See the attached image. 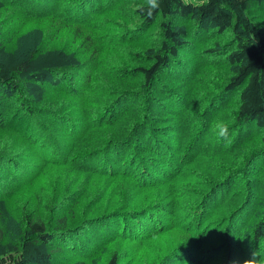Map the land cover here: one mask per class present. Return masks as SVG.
<instances>
[{
  "label": "trees",
  "instance_id": "obj_1",
  "mask_svg": "<svg viewBox=\"0 0 264 264\" xmlns=\"http://www.w3.org/2000/svg\"><path fill=\"white\" fill-rule=\"evenodd\" d=\"M201 57L224 70L190 86ZM44 87L85 95L54 100L80 115L56 114ZM37 119L67 130L13 143V128ZM184 165L189 205L168 222L170 192L139 204L125 193L107 214L76 185L90 176L151 196L185 178ZM13 181L21 193L38 184L34 206ZM17 203L2 264H88L93 230L107 224L150 255L144 264H264V0H0V220ZM124 253L102 246L91 263Z\"/></svg>",
  "mask_w": 264,
  "mask_h": 264
},
{
  "label": "rangeland",
  "instance_id": "obj_2",
  "mask_svg": "<svg viewBox=\"0 0 264 264\" xmlns=\"http://www.w3.org/2000/svg\"><path fill=\"white\" fill-rule=\"evenodd\" d=\"M186 2H193V3H198V0H184ZM223 64L219 61H216L214 59H210V58H199V59H193L190 62V71L192 72L193 77L188 78V81L190 82V86L196 85L199 81L196 79H193L194 76L196 75H200L202 74L203 71L207 70V69H219V70H224ZM83 71V70H82ZM75 74H83V73H75ZM73 79V78H72ZM73 83H70V85H75L77 83V81L75 79H73ZM176 83H181L182 80L177 78L175 80ZM201 83V82H200ZM52 86V85H51ZM55 88L51 89L48 87H44V89L39 93V95L42 94L41 99L51 105L53 108H55L56 114H58L60 117L64 116H78L80 115L78 112L73 111V107L69 106V105H65V107L63 108H68L65 113V111H63V108L58 109L56 108L57 104L54 102L55 98H69L72 100H81L84 96L79 97V92H77L76 90L66 93L65 96L63 95H59L57 93L54 92ZM62 122L57 123V125H55L53 123V120H46V119H37V120H32L30 123H25V125H21L18 126L17 128H13L12 131V138L15 142L13 143H22L23 141H31L34 140V137L39 136L41 138V136L46 135L49 142L51 139H56V137H58L59 133L61 131H66L67 129L64 128L63 126H59ZM62 128V129H60ZM41 130H45V133H41ZM67 138H65L66 141ZM64 141V142H65ZM40 143L39 141H37V144ZM77 145V144H76ZM31 150V149H30ZM32 151V150H31ZM33 152V151H32ZM34 153V152H33ZM35 154V153H34ZM187 165H184V173H185V178L183 179H179L175 186H170L169 183H172L173 180L171 181H164L161 182L159 185L162 186L161 189H156L155 187L151 188V196L150 195H146L142 189L143 192H139V191H133L134 195L132 194V189L130 191L129 190V185L127 184H123V183H119V182H115V183H111V182H107L104 180H101L99 178H94V177H80L81 179H79V181L76 183V185L80 186L81 189H84L87 187V189H89L92 192V198H93V202H97V207H103L104 211H106L107 214H112L111 208L113 210V208H116L119 203H120V196L125 194V193H129L131 194V197L134 198L131 201L133 203L139 204L140 203H144L143 200H146V202L150 199H154V203L155 200L157 201H161L159 200L158 197H161L163 200H165V197H167V193L170 192L168 198L166 199V203L167 205L170 207V210L172 212V216H167V222L171 221V219H173L174 214H182L185 213V209L186 207L189 205L186 203L185 200V196H184V192H185V187H186V183L188 180H190V177L192 175V171L191 168H187ZM64 168V167H63ZM49 174V173H47ZM51 176V179L54 182H58L60 179V177L56 176V177H52L51 174H49ZM49 175H45L43 176V179L38 183V184H42L45 179L49 178ZM15 182V191L12 194H19L18 196L21 197L22 202L25 198V196H27V201L24 203L25 205L30 204V206H34L33 199L35 198L32 197V194L36 193V188L37 185H31L27 192H22L21 188L26 185V183L23 184H19L17 181H13V183ZM107 182V183H106ZM106 183V184H105ZM124 186H128L126 187L124 190L121 189V187ZM75 189L76 187L74 186V188L69 191L73 192V194L70 197V201L71 199L74 197L75 195ZM127 190V191H126ZM159 191L162 193V195H159ZM150 193V192H149ZM225 195L224 191L222 192L221 196L219 197V199H216V204H218L216 207L218 208V210L220 211V206H229V202L227 201H223L220 205H219V200L223 198V196ZM87 198V197H85ZM103 200V201H102ZM108 200V201H107ZM21 202V203H22ZM21 203H17L16 205H18L17 207H12V208H8V213L5 217H3L0 220V223L2 221H6V223L4 224V230L6 231V233L2 234V237L0 238V242L4 245H9L12 240L10 239L7 231V224L11 219L17 218L18 217V211H16V208H20L22 205H19ZM226 203V204H225ZM163 204V203H162ZM106 205L108 208H105L104 206ZM14 206V205H13ZM70 207V206H69ZM230 207V206H229ZM10 209V211H9ZM13 210V211H12ZM219 213L217 215V217H220ZM37 215L38 216H46L45 212L42 209L37 210ZM15 224L17 225L16 219H15ZM18 230V228H16ZM105 234L103 232H100L99 234L96 233V230H93V237L91 238V241L87 243L88 246V258L90 260V262L88 264H92V260H93V254H97L100 251V248L103 246L107 252H110L116 245L117 242H120L121 245V249L125 252L123 255V262H121V264H144L146 260L147 263L150 260V255L148 254L147 256H141L140 251L135 250L134 247H132V244H134L135 242L133 241L134 239H128L127 237L125 238L123 236V233L119 230L116 229L115 226L111 225V224H107L105 227ZM9 232V231H8ZM105 235V238H104ZM171 235V234H170ZM163 236L157 237L156 240H160ZM165 238H167V235H165ZM129 240V241H127ZM165 248L161 251V253L163 254L164 251H166L167 253L169 252V250L171 249V245L167 244V242L163 243ZM171 251V250H170ZM165 252V253H166ZM165 255V254H164ZM119 264V263H118Z\"/></svg>",
  "mask_w": 264,
  "mask_h": 264
},
{
  "label": "clouds",
  "instance_id": "obj_3",
  "mask_svg": "<svg viewBox=\"0 0 264 264\" xmlns=\"http://www.w3.org/2000/svg\"><path fill=\"white\" fill-rule=\"evenodd\" d=\"M158 2H159V0H150L151 6L153 8L158 6ZM221 131L223 132V129H221Z\"/></svg>",
  "mask_w": 264,
  "mask_h": 264
},
{
  "label": "snow or ice",
  "instance_id": "obj_4",
  "mask_svg": "<svg viewBox=\"0 0 264 264\" xmlns=\"http://www.w3.org/2000/svg\"><path fill=\"white\" fill-rule=\"evenodd\" d=\"M0 264H2V262H0Z\"/></svg>",
  "mask_w": 264,
  "mask_h": 264
}]
</instances>
